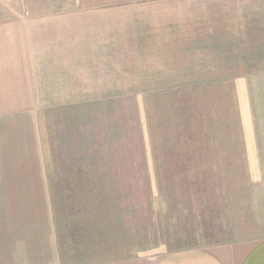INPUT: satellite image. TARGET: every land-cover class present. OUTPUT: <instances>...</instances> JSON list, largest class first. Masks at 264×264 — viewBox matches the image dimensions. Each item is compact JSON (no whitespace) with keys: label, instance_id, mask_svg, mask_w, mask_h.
Wrapping results in <instances>:
<instances>
[{"label":"rangeland","instance_id":"rangeland-1","mask_svg":"<svg viewBox=\"0 0 264 264\" xmlns=\"http://www.w3.org/2000/svg\"><path fill=\"white\" fill-rule=\"evenodd\" d=\"M45 7L77 5L0 0V20ZM118 23L111 90L70 71L85 95L48 81L34 115L0 124V234L52 222L61 264L263 239L264 0L161 2Z\"/></svg>","mask_w":264,"mask_h":264},{"label":"crops","instance_id":"crops-1","mask_svg":"<svg viewBox=\"0 0 264 264\" xmlns=\"http://www.w3.org/2000/svg\"><path fill=\"white\" fill-rule=\"evenodd\" d=\"M170 1L177 0H75L77 8H35L1 19L0 124L34 115L38 90L48 81L67 91L57 95H85L78 92L85 91V84L65 85L70 71L77 73V82L87 81V73L97 74V84L90 86L111 90L118 74L119 12ZM50 71L52 80L44 75ZM58 241L52 222L45 234H0V264H61ZM92 264H264V238Z\"/></svg>","mask_w":264,"mask_h":264}]
</instances>
